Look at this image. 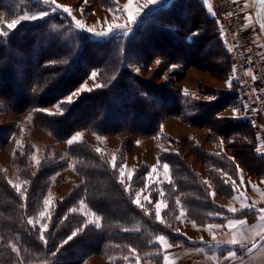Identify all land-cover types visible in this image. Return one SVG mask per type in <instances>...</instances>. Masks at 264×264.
<instances>
[{"label": "trees", "instance_id": "trees-1", "mask_svg": "<svg viewBox=\"0 0 264 264\" xmlns=\"http://www.w3.org/2000/svg\"><path fill=\"white\" fill-rule=\"evenodd\" d=\"M94 2L106 8L116 7L113 0ZM29 10L47 8L35 0H0V11L8 20ZM83 31L76 34L63 23V18L48 15L23 21L9 35L0 36V99L9 111L33 112L37 124L61 141L86 128L99 134L129 131L154 137L160 134L165 116H178L188 124L207 128L212 139L222 136L230 140L228 147L249 174L263 178L264 158L255 153L258 139L251 126L243 119L220 118L223 110L239 105L234 90L217 93L212 102L192 101L183 97L171 76L157 85L155 77L143 80L134 71V67L147 68L161 58L169 64L180 61L184 66L205 62L206 68H213L220 78L231 76V60L218 25L199 0H170L167 6L155 8L134 26L128 36L117 34L95 40ZM204 49L206 55H201ZM92 71H98L103 86L84 94L74 105H65L71 108L70 114L36 111L61 101ZM171 73L176 78L183 74ZM19 135L15 123L0 126V151L15 152L11 165L29 182L27 198L22 200L0 164V264H82L95 255H126L129 248L151 250L155 246L152 237L166 233L153 214H145L133 203L119 182L117 170L111 169L105 157L81 141L69 147V156L76 160L82 183L56 201L49 211L50 219L41 220L47 224L46 243L41 241L39 224L29 225L27 221L38 218L43 210L40 196L47 191L50 176L64 163H46L33 175L29 169L30 149L23 146L21 152L15 147ZM194 152L202 161L215 162L203 149ZM178 169L174 173L186 200L212 210L213 203L205 197V190L191 182L190 168L184 165ZM81 201L100 216L101 227L89 224L85 231L64 243L73 231L87 223L85 216L73 211ZM8 245H14L19 254Z\"/></svg>", "mask_w": 264, "mask_h": 264}, {"label": "rangeland", "instance_id": "rangeland-1", "mask_svg": "<svg viewBox=\"0 0 264 264\" xmlns=\"http://www.w3.org/2000/svg\"><path fill=\"white\" fill-rule=\"evenodd\" d=\"M59 1L65 4H72L64 6L73 9L72 14L74 16H68L67 13H64L60 9H57L53 12L52 8L55 7V5H52L51 7L45 5V7L50 13L49 15H56L60 18H63V23L67 25L72 32L74 31L76 33L79 32V30H83L76 28L75 24L73 23L72 17H75V19L77 18V20L83 21L84 24L92 29L106 28L111 24L118 23H105L91 26L88 21L96 22L95 14L98 15L96 7L99 5L95 3L94 0H87V3H85L84 0ZM199 1L204 5V7H207L208 11L209 6L211 7V15L208 12L207 13L215 19L218 25L221 41L230 57L232 70L233 68L236 69V72L234 74L235 79H233L232 81L231 89L226 87L225 81L233 76V71H231L230 77H227V79H223L220 78L217 72H214L213 68H206L207 65L205 62H198L195 66H184L180 61H175L174 63L169 64L163 62L161 58H158L162 61L159 67L155 64V61L157 60L156 59L149 66H147V68L134 67V71L143 80H148L152 77H155L154 83H156L157 85H162L163 83L167 82L171 76L182 95L183 90L187 89L189 93H194L197 97H200L199 99H197L192 95H183L184 98H188L192 101L204 102L205 100L203 99V97L205 95L217 96V93L225 92V90H234L239 101L237 109H239V113L244 116L246 111L244 103L245 96L241 97V93H243L244 77L239 71L238 63L232 61L233 54L231 55L229 51L234 48L236 52H241L240 50H245L246 48H248L249 54L244 56L246 58L251 57L253 59V62L258 66L260 73H262L264 77V30H260V27L257 28L254 24L253 8L250 0H247L248 5L241 4L236 0L232 7V10L226 9L225 5L222 4L219 0ZM139 2H141V4L143 3V1L141 0H139ZM168 4L169 0H165L162 5L167 6ZM104 9L105 13L111 14V17H113L112 20H115L114 18L119 17V19L116 20L123 21L125 20L124 18L128 17V12L124 10V7L116 5V7L114 8L104 7ZM109 9H112L113 11H109ZM154 10L155 9L144 12L141 17L138 18L137 24L142 22L145 17L151 14ZM92 11H94L93 14ZM230 12L232 13L233 17H235L237 21L236 24H239L242 27L243 36L245 38V45H240L236 41L238 36L236 31L237 29L235 28V25L231 23L232 21L230 22V20L232 19V16L228 15V13ZM10 21L11 20H8L5 13L3 11H0V27H3V30L7 31L6 24ZM124 23H127V21H124L123 24ZM137 24L132 25L131 30L128 32V35L132 32L134 26H136ZM224 24L226 26H224ZM83 32L86 33L90 38L95 40H106L111 35H123L120 29H113V31L107 36H97L93 33H88L85 30ZM228 32L230 33V36H227ZM227 48H229L230 50L228 51ZM202 54L206 55V49L201 52V55ZM207 59L208 58H206V60ZM171 65H177L175 70L172 71H181L183 74H181V76L178 78L173 77L172 75L174 74L169 70ZM137 68L140 69L139 72L136 71ZM96 72L98 73V71ZM89 77L81 85H86L88 88L94 89L93 91H95L96 89H100L95 88V83ZM96 82L99 83L98 76ZM81 85H79L75 90H77ZM87 93L90 92H85L84 94ZM68 95H66L62 100H64ZM54 105L55 104L46 107L44 108V110L56 113ZM44 112L47 113L46 111ZM29 116L32 117L30 121L28 120ZM36 119L37 118L34 113L30 111H26L22 114L12 113L8 110L6 103H4L0 99V126H6L11 123H15L18 126L20 135L17 137V139L21 141L23 146H27L30 149L28 157L30 161L29 169L32 174H36L40 167H42V165H48L46 163H64L62 169H58L53 175L50 176L49 185L47 191L43 195L44 197L40 196L43 210L45 208L44 200L51 196L52 202L48 206V209L50 211L51 207L56 203L57 200H62L64 197H66L67 194L72 191V189L78 187L82 183L83 179L77 170L76 160L69 156L70 146L66 143L67 140H58L49 129L38 125ZM163 123L166 124L167 131L170 132L174 137L176 136V138L178 139H175L172 136H168L162 131L161 126ZM21 128H23V132H21ZM77 133L83 134L81 141L90 145L92 149H94L95 151L97 148L101 149V153L99 154L105 157L111 169L113 168L110 162L112 161L114 155L117 158L118 165H127V168L124 169L125 183H123L122 185L124 186V188H126L130 184L132 191L126 192L131 196L132 200H134L135 192L143 190L141 193V203L143 204V208H138L147 215L153 214L154 220L166 232L157 233L152 237L151 242L155 243V246L151 250L138 251L134 249L136 255H133L132 252L128 251L126 255L122 254L118 257L95 255L86 259L82 264H136L137 258H139L140 264H164V255H167L169 257L172 264H215V261L220 260L219 255L217 257V255H211L212 253H205L203 251L204 243L201 241V239L205 238L206 227L210 225L213 226L208 227L210 232H208V235L210 236V238H212L214 235L216 239L219 240L221 236L220 227H214L215 225L220 224L217 222H214L212 224V219L209 216L210 213H214L219 208L218 206L216 207V205L212 204V196H210L209 193L215 192L214 190H216L217 194L222 193L219 184L220 171L217 168L220 165V160L218 159L213 163H211V161L209 160H207L209 163L207 161H202L201 158H198L199 156L194 152V149L205 150L203 148V145L192 144L191 140L193 134H197L199 140L201 139L202 143H205L206 138L209 140H213L210 136H208L209 131L207 128L188 124L178 116H165L160 123V134L155 135L154 137L140 136L129 131H122L116 134H99L93 130L86 128L75 132L70 138H72ZM205 133L207 134L205 135ZM97 136L102 137L103 141H98L96 139ZM214 138L216 139V137ZM15 147L17 148L16 143ZM177 153L179 154L177 155ZM32 155H35L37 159L41 161L39 165L35 164V162L30 159ZM12 156V153L0 151V164L5 172L7 180H11L13 181V183H19L20 181H23L25 179L21 178L17 169H15L11 165ZM169 156H172L173 159L170 158L172 159L170 160ZM158 159L162 162H167L170 164V173L167 179L163 175L162 168L158 170V173H153L151 179L148 178V173L151 171L152 166L156 164ZM187 161L196 166V169L192 168L187 163ZM184 165L190 168V173L192 176L191 182L201 186L203 188V191L205 190V197L208 198V200L210 201L209 203L212 202V210L210 209V211H208V209H205L203 205L195 206L194 204H192V202L186 200L187 198L185 197L184 192L182 193L179 188L180 184L177 180L178 175L175 174L176 172H178V168ZM204 167L206 169H204ZM129 172H132L131 181L127 180V174ZM117 177L120 180L118 170ZM262 177V179H264V176ZM204 181H209L211 187L205 184ZM145 185H147V188L145 187ZM28 186L29 182L27 185L22 186V190L25 187L28 188ZM160 191L164 192L163 196L159 195ZM146 195L150 196V198L153 200V204H149L147 203V201H144L143 197ZM199 197L203 198L204 195H201ZM177 198H179L181 202V205L179 206L176 203ZM202 198L200 200H202ZM157 200H161L167 205V207H164L161 210V219L166 223H161L156 219V209L154 207V203ZM145 209L147 211H145ZM181 210L184 212V216L180 219H176V217L180 215ZM75 211L85 216L87 222L88 220L93 219L91 215L92 211L88 208L87 205L81 207L80 203ZM193 223L196 225V227H193ZM177 229H179V232L176 231ZM159 235L165 236L167 241L171 243L173 247L165 251L159 243L154 242L155 237ZM196 249H201L202 251H196ZM125 256L129 258L127 261L124 259ZM120 259L124 260V262H121Z\"/></svg>", "mask_w": 264, "mask_h": 264}, {"label": "crops", "instance_id": "crops-1", "mask_svg": "<svg viewBox=\"0 0 264 264\" xmlns=\"http://www.w3.org/2000/svg\"><path fill=\"white\" fill-rule=\"evenodd\" d=\"M141 1L144 2V0ZM164 1L165 0H160L159 4L150 5L148 9H143L141 15L148 10H153L159 6H163L162 4L164 3ZM237 1L240 2L241 4L248 5L247 0H237ZM114 2L116 3L117 6L124 7L125 4L128 3V0H114ZM250 2L253 8L254 24L257 28L260 27L261 30V22H264V0H250ZM56 3L62 6L72 5V4L62 3L59 0H56ZM139 4H141L139 0H133L131 7L132 10L131 9L130 10L134 12ZM205 8L207 12L211 15L207 7ZM96 10L98 11V15L95 14L96 22L88 21L91 26L97 24L115 23V22H118L116 24H123L124 21H128V17L124 18L125 20L123 21L116 20L117 18H114L115 20H112L113 17H111V14L105 13L104 11L105 9L103 6L100 5L97 6ZM94 11H92V14ZM84 25L85 28L83 30L88 32L87 29L89 27L86 24ZM107 28L108 27L97 28L94 29V31L102 32L105 31V29ZM233 109H237V108H226L220 113V117L233 119L231 118ZM242 116L243 115L239 113V117L235 119H243ZM162 126H163L162 131L166 135L178 139L176 138V136L174 137L170 132L167 131L165 123H163ZM207 133H205V135ZM191 140H192V144L203 145V148L205 149L204 151H206L209 155L213 156L215 162L218 159L220 160V165L217 168L220 171L219 184L222 193L217 194L216 190L213 189L216 195L215 197H212V202L214 205H216V207L218 206L219 208L214 213L212 214L210 213L209 216L212 219L211 222L212 224L214 222L220 224L221 236L219 240L218 239L213 240V238H210V236L208 235L209 226H207L205 238L201 239V241L204 243L203 251L205 253H212L211 255H217V257L218 255L220 256L219 258L220 260L215 261V264H264V239H261V237L257 235V233L264 234V221H261L259 219L260 212L258 211V209L264 208V195H261V193L264 192V184L260 183V181L264 179H262L259 176H252L251 174H249V172L246 170V168L239 160V158L236 157L228 147V143L230 142V140L222 136H218L216 139L213 140H209L206 138L205 143H202L201 139L199 140L197 134H193ZM221 141H223V151H221L220 148L218 147ZM261 146H262V142L258 139L255 148L256 154L259 155L261 154V153H257L256 151V149ZM217 153L220 154L218 155ZM229 157H233V159L230 160ZM187 163L192 168L196 167L188 161ZM237 167L242 169L243 184L240 183L241 176L240 174L237 173ZM204 169L206 168L204 167ZM229 177H231L232 180L236 181L237 191H233L232 180H229L227 184L224 183V181L227 180ZM253 184L257 186L258 191L253 190L252 188ZM233 197H235V199ZM253 202L256 204V208L241 209L242 203L252 204ZM229 208H235L237 209V212L233 214L232 212L228 211ZM234 219H245L247 221V224L243 227L236 226L233 229H229L228 227H226L229 220H234ZM241 236H243V239L241 238ZM233 237H235L240 242L237 243L236 245H230L224 243V241L231 239ZM253 244L256 245L255 248H252ZM241 245H243V247ZM249 248H252L251 252H248ZM230 251L235 252L236 256L234 258L225 259V257L228 256V253Z\"/></svg>", "mask_w": 264, "mask_h": 264}, {"label": "snow or ice", "instance_id": "snow-or-ice-1", "mask_svg": "<svg viewBox=\"0 0 264 264\" xmlns=\"http://www.w3.org/2000/svg\"><path fill=\"white\" fill-rule=\"evenodd\" d=\"M43 3L44 5H48L49 7H51L52 5H55V7L52 8V11H56L57 9L62 10L64 13H67L68 16H72V12L73 9L66 7V6H62L58 3H56V0H37V3ZM85 3H87V0H84ZM236 0H233V3H235ZM132 3L133 0H128V3L124 6V10L128 12V21L127 23L124 24H111L108 26V28L105 31L102 32H95L94 29L92 28H88L87 31L93 33L94 35L97 36H107L109 35L113 29H120L123 33V35H128V32L131 30V27L133 24H137L138 23V18L141 17V12L143 11V9H148L150 5H157L160 3V0H144V2L142 4H139L137 6V8L135 9V11H131V7H132ZM119 10V9H117ZM109 11H113L112 9H109ZM209 11H211V7L209 6ZM50 13L47 10H43V11H38V12H31L30 10L27 12H24L23 14L19 15L17 18H13L11 19V21L9 23L6 24V29L7 31L3 30V27H0V36H7L9 35V33L15 29H17V27L23 22V21H34V20H38V19H42L44 17H47ZM229 15H231V13H229ZM117 19H119V17H116ZM73 19V23L75 24L76 28L78 29H84L85 25L83 23V21L81 20H77L75 19V17H72ZM261 29L264 30V22H261ZM193 35H196L195 33H193ZM52 63H55V61H53ZM162 61L160 59H157L155 61V64L159 67L161 65ZM177 67V65H171L170 67V71L175 70V68ZM137 72L140 71L139 68L136 69ZM233 76L231 78H229L228 80L225 81V85L227 88L231 89L232 87V81L233 79H235V72L236 69L233 68ZM248 75H251V73H247ZM98 73L96 71H93L90 75V79L93 80V82L95 83V88H101L103 85H101L100 83L96 82ZM253 79H255V77H253ZM94 89L92 88H88L86 85H81L77 90L72 91L64 100L58 101L54 107L56 109V113L53 112H48L47 110L44 109H36V111H46L48 115H54V114H60V115H64L65 113H69L71 111V108L68 107L66 108L65 105H74L75 103H77L79 101V99L83 96V94L85 92H91ZM183 95L185 96H189L192 95L194 98L199 99L200 97H197L194 93H189L187 89L183 90ZM203 99L205 101L208 102H212L215 101L217 99V97L215 95H205L203 97ZM245 107H247L245 105ZM239 109H233L232 110V116L231 118L235 119L239 117ZM220 118H224V117H220ZM32 119L31 116L28 117V120L30 121ZM163 126H161L162 129ZM21 132H23V128H21ZM82 133H77L75 134L72 138L68 139L66 141V143L71 146L74 143L77 142H81V138H82ZM96 139L98 141H103V138L100 136H97ZM15 143L17 145V150H20L22 152L23 149V144L21 143V141L19 139H15ZM139 143V142H137ZM218 147L220 148L221 151H223V141L220 142V144L218 145ZM257 153H261L264 154V146L258 147L256 149ZM97 153H101V149L97 148L96 149ZM179 153H177L178 155ZM218 155L220 153H217ZM13 155H15V152L13 153ZM30 159L32 161L35 162V164L39 165L40 164V160L37 159V157L35 155H32L30 157ZM230 160L233 159V157H229ZM111 166L114 170H118L119 171V177L120 183H125L124 177H125V171L124 169L127 168V165H123L117 164V158L114 155L112 158V161L110 162ZM74 168V166H73ZM163 169V175L164 177L167 179L169 177V173H170V164L167 162H162L159 159L157 160L156 164L152 166L151 171L148 173V178L151 179L152 174L153 173H158L159 169ZM75 170V169H74ZM237 173L240 174L241 176V180L240 183L243 184V176H242V169H240L239 167H237ZM132 179V172H129L127 174V180L131 181ZM229 180H232L231 177H229L227 180L224 181L225 184H227L229 182ZM8 183L16 190L17 193H19L20 197L22 200H25L26 197V192H27V188H23L22 190V186L23 185H27L28 181L27 180H23L20 181L19 183H13V181L9 180ZM205 184L209 185V187H211L209 181H204ZM250 183V182H249ZM260 183L264 184V180H261ZM145 187L147 188V185H145ZM232 187H233V191H237V183L235 180H232ZM253 190H257V186L255 184L252 185ZM125 191L131 192L132 188L131 185L129 184L128 187L125 188ZM143 190L140 191H136L135 192V198L133 200V203L135 205H137L138 207L143 208V204L141 203V193ZM160 196L164 195L163 191H160L159 193ZM210 196L215 197L216 193L215 192H210L209 193ZM261 195H264V192L261 193ZM235 199V197H233ZM144 201H147V203L149 204H153V200L150 198V196L146 195L143 197ZM52 200H51V196H49L48 198H46L44 200V205L45 208L43 211L39 212L38 218L33 220V219H28V224L29 225H33L35 226L36 224H39V239L43 242L46 243V239L44 236V232L47 230V224L41 223V220H43L46 216L50 219V213H49V209L48 206L51 204ZM84 201H81V207L85 206ZM177 205H181V202L179 200V198H177L176 200ZM154 207L156 209L155 211V216L156 219L159 220L161 223H166L165 221H163L161 219V210L164 207H167L166 203L161 201V200H157L154 203ZM182 207V206H181ZM253 209L256 208V204L253 202L252 204H247V203H242L241 204V209ZM73 211H75V209H73ZM145 211H147L145 209ZM228 211L232 212L233 214H235L237 212V209L235 208H229ZM258 211L260 212V216L259 219L261 221H264V208H260L258 209ZM93 219L88 220L87 223L83 224L82 227L78 228L76 231H73L72 234L67 238V240L64 241V243H67L68 241L72 240L74 237H76L79 233L85 231V229L88 227L89 224H94V226L99 229L101 227V223H100V216L96 215L94 212L91 213ZM184 216V212L181 210L180 215L176 217V219H180L181 217ZM247 224V221L245 219H234V220H229L228 224L226 225V227H228L229 229H233L236 226H245ZM193 227H196V225L193 223ZM209 227H213L212 225H210ZM214 227L219 228L220 225H215ZM129 229H124V231H128ZM136 231H139V229H136ZM177 232H179V229L176 230ZM257 235H259L261 237V239H264V234L261 233H257ZM213 240H216V237L213 235ZM241 238L243 239V236H241ZM156 243H159L161 245V247L167 251V249L173 247V245L171 243H169L166 239L165 236L163 235H159L155 237V241ZM240 241H238L235 237L228 239L226 241H224V243L230 244V245H236L237 243H239ZM219 243V242H218ZM243 247V245H241ZM8 247L11 248L12 252L18 253V249L14 246V245H8ZM256 245L253 244L252 248H255ZM252 248L248 249V252L252 251ZM129 252H132L133 255H136L135 250L132 248L128 249ZM196 251H202L201 249H196ZM55 254V253H54ZM158 254V253H157ZM236 256L235 252H229L228 256L225 257V259H229V258H234ZM124 259L127 261L129 258L127 256L124 257ZM164 260V264H172V262L170 261L169 257L167 255H164L163 257ZM136 264H140V260L139 258L136 259Z\"/></svg>", "mask_w": 264, "mask_h": 264}, {"label": "built area", "instance_id": "built-area-1", "mask_svg": "<svg viewBox=\"0 0 264 264\" xmlns=\"http://www.w3.org/2000/svg\"><path fill=\"white\" fill-rule=\"evenodd\" d=\"M219 1L225 5L226 9L232 10L234 5L233 0ZM229 16H232L230 22L232 21L231 23H233L237 29V43L245 45L242 27L236 24L237 21L232 13ZM224 26L226 25L224 24ZM227 36H230L229 32ZM227 50L229 51L230 49L227 48ZM240 51L241 52H236V50L232 48L229 53L231 55L233 54L232 61L238 63L239 71L244 77L243 93H241V97L245 96L244 103L247 107L243 119L251 126L255 136L262 142V146H264V77L262 73H260L258 66L253 62V59L250 56V58L244 56L249 54V49L246 48ZM247 73H251V75ZM253 77H255V79H253ZM261 155L264 158V154Z\"/></svg>", "mask_w": 264, "mask_h": 264}, {"label": "bare ground", "instance_id": "bare-ground-1", "mask_svg": "<svg viewBox=\"0 0 264 264\" xmlns=\"http://www.w3.org/2000/svg\"><path fill=\"white\" fill-rule=\"evenodd\" d=\"M243 15V14H242Z\"/></svg>", "mask_w": 264, "mask_h": 264}]
</instances>
